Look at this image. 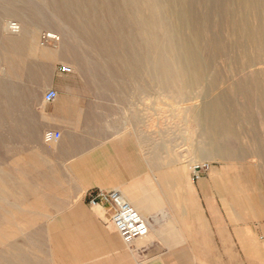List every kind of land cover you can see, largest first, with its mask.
I'll return each mask as SVG.
<instances>
[{
  "label": "rangeland",
  "instance_id": "obj_1",
  "mask_svg": "<svg viewBox=\"0 0 264 264\" xmlns=\"http://www.w3.org/2000/svg\"><path fill=\"white\" fill-rule=\"evenodd\" d=\"M260 5L0 0V264H50L49 228L75 192L61 147L43 136L55 131L56 114L72 100L142 121L146 154L187 149L193 167L195 150L221 149L197 159L210 165L208 183L217 177L208 191L225 218L253 222L255 238L241 237V251L244 260L264 264V0ZM9 23L21 25L28 39ZM64 66L72 72L63 73ZM49 90L58 92L52 104L44 101ZM210 102L227 116L229 130L220 136L202 131L196 118Z\"/></svg>",
  "mask_w": 264,
  "mask_h": 264
},
{
  "label": "crops",
  "instance_id": "obj_2",
  "mask_svg": "<svg viewBox=\"0 0 264 264\" xmlns=\"http://www.w3.org/2000/svg\"><path fill=\"white\" fill-rule=\"evenodd\" d=\"M76 103L68 101L56 114L60 158L75 193L49 228L50 264H253L244 260L240 241L253 242V222L225 218L208 191L217 177L193 181L187 149L168 146L160 154L157 147L146 154L142 121L134 124L103 103ZM96 191L120 192L148 219V235L125 242L111 208L87 203Z\"/></svg>",
  "mask_w": 264,
  "mask_h": 264
},
{
  "label": "built area",
  "instance_id": "obj_3",
  "mask_svg": "<svg viewBox=\"0 0 264 264\" xmlns=\"http://www.w3.org/2000/svg\"><path fill=\"white\" fill-rule=\"evenodd\" d=\"M12 31H17L15 24L11 25ZM63 73L72 72L69 66L62 67ZM58 98V92L49 90L45 96L46 104H52ZM62 134L58 131L48 130L44 133L43 139L47 144L57 143L61 140ZM210 165L201 163L192 167L193 181H199L206 173H208ZM87 203L91 206L108 205L112 210L111 222L119 232L123 240L127 243L137 238H142L149 233V222L143 218L135 208L126 201V199L118 191L90 192L86 196Z\"/></svg>",
  "mask_w": 264,
  "mask_h": 264
},
{
  "label": "bare ground",
  "instance_id": "obj_4",
  "mask_svg": "<svg viewBox=\"0 0 264 264\" xmlns=\"http://www.w3.org/2000/svg\"><path fill=\"white\" fill-rule=\"evenodd\" d=\"M241 1V0H240ZM252 2L254 3V4H256V6H255V10L256 11H258V9H259V7L261 6L260 5V2H261V0H252ZM258 6V7H257ZM152 7V6H151ZM258 13V12H257ZM11 23V22H10ZM9 23V24H10ZM11 25V24H10ZM16 25V24H15ZM21 26V25H20ZM18 27V29H19V33L18 34H21V36L23 37V39L24 40H26V39H28V37H27V34H28V32L24 29V31L22 32V29H21V27ZM160 28H162V27H160ZM14 34H16V33H14ZM52 34V33H51ZM55 36V35H54ZM53 35H50V37L51 38H55ZM259 38L261 39V41L262 42H264V28L262 29L261 28V31H260V34H259ZM181 52H183V55H186V56H189L190 57V59L192 58V59H195V57H196V55H195V53H194V51L193 52H190V50L188 49V48H184V47H182V51ZM189 60V59H188ZM190 61V60H189ZM158 62H159V60H158ZM158 62H157V64H158ZM161 63V62H160ZM163 63V62H162ZM165 63V62H164ZM163 63V65H165ZM191 63V62H190ZM156 64V65H157ZM178 64V63H177ZM195 64V62L193 63V65ZM156 65H155V67H156ZM171 65V64H170ZM172 65H174V64H172ZM171 65V66H172ZM182 65V64H181ZM166 66V65H165ZM180 66V65H179ZM160 67H162V66H160ZM170 67V66H169ZM168 65H167V68L165 69V70H167L168 68ZM176 67V66H175ZM182 67V66H181ZM195 67V66H194ZM177 68V67H176ZM184 68H187V67H184ZM191 68V67H190ZM201 68V67H200ZM170 69L171 68H169V71H170ZM180 69V68H179ZM182 69V68H181ZM188 70V69H187ZM173 72V71H172ZM180 72V71H179ZM190 72V71H189ZM189 72H187L188 74H189ZM191 72H193V71H191ZM200 72H201V70H200ZM175 73H178L177 71L175 72ZM166 74H167V71H166ZM173 74V73H172ZM191 74V73H190ZM198 74V73H197ZM199 75V74H198ZM178 76V75H177ZM188 76V75H187ZM200 76V75H199ZM165 77V76H164ZM170 77H172V76H170ZM189 77V76H188ZM192 77H193V75H192ZM167 78H169V76L167 77ZM178 79H179V77H177ZM176 78V79H177ZM202 78V77H201ZM164 79H166V78H164ZM194 79H195V77H194ZM200 79V78H199ZM170 80V82H172V80L171 79H169ZM181 80V79H180ZM185 80H186V78H185ZM196 81V80H195ZM202 109L196 114V118H197V121L198 122H201V124H202V131H205V132H207L208 134H210V135H216V136H220V135H222L223 133H224V131H226V130H229L227 127H226V125H225V122H226V120H227V116L225 115V112H224V109L222 108V107H220L219 105H217L216 103H209V104H204V105H202ZM195 118V119H196ZM230 131H231V129H230ZM209 149H211V147H204L203 149H199V150H195L194 151V153H196V154H194L195 156H196V159H195V163H196V165L200 162V161H197V159H211V157L213 156V157H217L218 155L220 156V153H221V149L219 150L218 149V151H220V152H218L217 150H214L213 148V150L215 151V153H211L210 152V150ZM192 154H193V152H192ZM193 161V160H192ZM193 190V189H192ZM195 196V195H194ZM148 220V219H147Z\"/></svg>",
  "mask_w": 264,
  "mask_h": 264
}]
</instances>
